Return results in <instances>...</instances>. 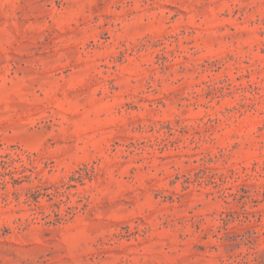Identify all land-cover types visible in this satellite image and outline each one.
Returning <instances> with one entry per match:
<instances>
[{
    "label": "rangeland",
    "instance_id": "374dc122",
    "mask_svg": "<svg viewBox=\"0 0 264 264\" xmlns=\"http://www.w3.org/2000/svg\"><path fill=\"white\" fill-rule=\"evenodd\" d=\"M0 264H264V0H0Z\"/></svg>",
    "mask_w": 264,
    "mask_h": 264
}]
</instances>
